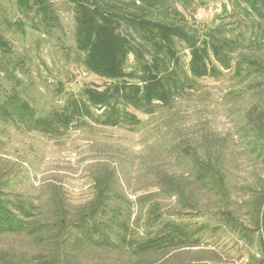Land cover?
I'll return each mask as SVG.
<instances>
[{
    "label": "trees",
    "instance_id": "obj_1",
    "mask_svg": "<svg viewBox=\"0 0 264 264\" xmlns=\"http://www.w3.org/2000/svg\"><path fill=\"white\" fill-rule=\"evenodd\" d=\"M50 1L0 0V128L53 138L89 126L135 130L141 115L172 107L201 80L264 72V0H227L213 26L204 29L181 10L191 9L195 0H58L74 8L76 62L107 84L68 92L60 108L42 114L22 94L24 81L16 72L24 74V64L12 57L5 33L54 28L59 19ZM4 2H13L20 17L11 18ZM248 124V154L264 168V108L252 113ZM193 177L225 208L202 210L184 202L185 212L164 214L152 207L143 227L133 219L130 202L101 182L85 206L61 208L53 221H41L33 203L0 190V236L52 238L71 251H116L146 264L160 253L205 249L209 236L222 233L235 237L245 264H264V198L252 197V225H246L233 209L221 161L195 165Z\"/></svg>",
    "mask_w": 264,
    "mask_h": 264
},
{
    "label": "rangeland",
    "instance_id": "obj_2",
    "mask_svg": "<svg viewBox=\"0 0 264 264\" xmlns=\"http://www.w3.org/2000/svg\"><path fill=\"white\" fill-rule=\"evenodd\" d=\"M50 2L59 19L54 28L5 33L13 47L12 57L24 64V74L16 72L24 81L22 94L42 114L60 108L68 92L77 94L85 86L107 84L76 62L74 8L58 0ZM4 4L11 18L20 17L13 2ZM225 4L227 0H195L191 9L181 10L204 29L213 26ZM260 57L264 68V52ZM263 108L264 72L253 71L246 78L227 73L220 80H201L172 107L141 115L142 124L135 130L89 126L53 138L0 128V190L33 203L38 220L53 221L61 208L75 211L88 204L103 182L130 202L133 219L143 226L152 207L164 214L185 212L184 202L202 210L225 208L201 190L193 177L195 165L221 161L228 173L233 209L241 222L252 225L249 204L255 195L264 198V168L248 154L246 136L249 116ZM196 221L212 223L206 218ZM235 242L234 236L221 233L209 236L205 249L160 253L145 261L245 264L247 259L239 258ZM43 261L138 263L136 257L116 251H71L52 238L40 242L26 234L0 236V264Z\"/></svg>",
    "mask_w": 264,
    "mask_h": 264
}]
</instances>
